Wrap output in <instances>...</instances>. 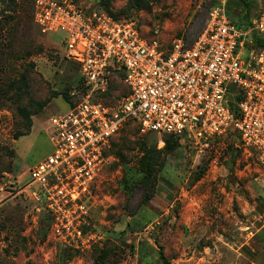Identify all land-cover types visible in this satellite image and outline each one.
I'll return each instance as SVG.
<instances>
[{"label":"rangeland","instance_id":"1","mask_svg":"<svg viewBox=\"0 0 264 264\" xmlns=\"http://www.w3.org/2000/svg\"><path fill=\"white\" fill-rule=\"evenodd\" d=\"M77 1L137 20L144 37L163 49L177 39L193 44L209 11L198 0ZM254 1L250 20L264 13V0ZM15 2L0 0V264H264V165L234 138L201 151L183 142L164 154L146 203L144 144L160 150L164 144L156 134L126 127L107 149L86 223L68 234L56 231L53 217L26 188L31 168L53 152L51 119L77 100L81 81L64 56L67 35L43 33L30 2ZM233 8L236 19L246 18L240 1ZM45 100L29 135L20 136L21 110L32 112Z\"/></svg>","mask_w":264,"mask_h":264},{"label":"built area","instance_id":"2","mask_svg":"<svg viewBox=\"0 0 264 264\" xmlns=\"http://www.w3.org/2000/svg\"><path fill=\"white\" fill-rule=\"evenodd\" d=\"M209 5L204 31L163 49L137 20H116L77 0H32L43 33L64 32L65 57L79 66L86 92L50 121L53 152L29 171L27 190L52 213L56 231L86 223L94 183L109 162L111 139L132 121L143 134L174 136L200 151L236 131L264 165V13L239 27L226 0ZM120 80L129 94L113 105L100 97ZM234 104V106H233Z\"/></svg>","mask_w":264,"mask_h":264},{"label":"trees","instance_id":"3","mask_svg":"<svg viewBox=\"0 0 264 264\" xmlns=\"http://www.w3.org/2000/svg\"><path fill=\"white\" fill-rule=\"evenodd\" d=\"M28 1L31 4L32 19H33V22L35 23L34 16H33L34 7H33V4H32V0H28ZM231 1L232 0H226V9H227L228 15L233 20L237 18L235 16V14H233V12L230 9H232L240 1L244 5L245 10H246L245 14L242 17L243 18L246 17V18H244V20H241V21L236 19L237 22L236 21L235 22H236V24L239 27H241V26H247V27L251 26L252 25V19L250 20V17L253 14V10L255 8V4H256L255 1L254 0H233L232 2ZM11 2H12L11 3L12 5L16 6L15 0H11ZM21 9H23V8L20 7V10ZM89 9L94 10L93 8H89ZM94 11L99 12V13L108 14V15H110L111 17H113L116 20L132 19V18H129L128 16L123 18L120 14L113 12L109 7L105 8V10H104L105 12L104 11H99V10H94ZM24 12L26 13V10H24ZM35 25L41 31L40 27L36 23H35ZM138 27H139V30H140L141 34L143 35L142 28H141V26L139 24H138ZM256 46L257 47H264V39L256 38ZM74 64L78 67V70H79L78 64H76V63H74ZM79 78H80V81H81V92L80 93H85L86 92V86H85V83H84V81H83V79H82V77L80 75V71H79ZM128 94H129V89L127 88V86L123 82H121L120 80H114L111 83L109 91L107 93H105L104 95H102L100 97V100L106 105H113V104L117 103L121 98L127 96ZM49 101L50 100H45L42 104H40V103L34 104L33 107L35 109L32 112H30L28 110V108L27 109L23 108L21 110V116H22V119L24 120V123H23L24 124V131H22L20 136L29 135L30 130L32 128V121H31L32 116L37 114V113H39L40 110L43 107H45V105L47 103H49ZM67 103L70 106L73 105L72 102L70 103L68 101ZM233 106H234V104H233ZM130 125L134 126L138 130L140 129L139 125L137 123H135V122H132V121L128 122L123 129H125L126 127H128ZM151 134H153V133H151ZM225 138H228V139H233L234 138V140H236V141H239V142L241 141L240 135L236 131H230ZM216 140L217 139L212 140V142H214ZM159 141H160V139H159ZM162 141L164 142V148L162 150L158 149L156 145L148 146V144H144V146H145L144 149L146 151H145V155L143 157V161H146L145 168H147V173L144 175V177L142 179V184L146 188V196H145V199H144L146 203H148L150 201L151 196H152L151 195L152 194L151 190L156 185V181H155V177L153 176V172L157 171L156 169L158 167L160 168V167H162L164 165V159H163L164 156L163 155L164 154L168 155L169 153L174 151L177 147L181 146L182 143H183L180 138H177V137H174V136H171V135L163 136ZM212 142H211V144H212ZM105 154H106V156H108V152L107 151L105 152ZM201 177H202V173H200L197 176V180L200 179ZM46 211L53 217L52 218V220H53L54 216L52 215V213L49 212L47 209H46Z\"/></svg>","mask_w":264,"mask_h":264}]
</instances>
